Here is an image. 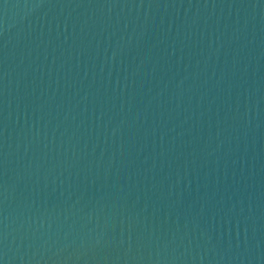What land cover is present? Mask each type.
Wrapping results in <instances>:
<instances>
[{
    "label": "water",
    "instance_id": "water-1",
    "mask_svg": "<svg viewBox=\"0 0 264 264\" xmlns=\"http://www.w3.org/2000/svg\"><path fill=\"white\" fill-rule=\"evenodd\" d=\"M0 264H264V0H0Z\"/></svg>",
    "mask_w": 264,
    "mask_h": 264
}]
</instances>
